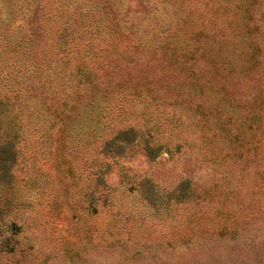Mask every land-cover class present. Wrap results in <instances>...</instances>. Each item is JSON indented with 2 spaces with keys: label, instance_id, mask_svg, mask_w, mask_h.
Returning <instances> with one entry per match:
<instances>
[{
  "label": "rangeland",
  "instance_id": "rangeland-1",
  "mask_svg": "<svg viewBox=\"0 0 264 264\" xmlns=\"http://www.w3.org/2000/svg\"><path fill=\"white\" fill-rule=\"evenodd\" d=\"M4 2L41 33L44 91L73 108L65 70L83 62L92 117L112 119L82 142L27 115L0 264H264V0ZM128 125L105 173L101 142Z\"/></svg>",
  "mask_w": 264,
  "mask_h": 264
},
{
  "label": "trees",
  "instance_id": "trees-1",
  "mask_svg": "<svg viewBox=\"0 0 264 264\" xmlns=\"http://www.w3.org/2000/svg\"><path fill=\"white\" fill-rule=\"evenodd\" d=\"M14 10L11 6H6L4 0H0V187L2 188H12L16 182L15 172L23 159V148L19 144V140L28 114L37 118V129L40 132L64 135L67 140L80 139L82 142L89 136L90 129L96 130V125L92 122H95L97 126L100 123L104 126L112 119V117L107 120L102 119L105 118V114L103 116L99 114L96 118L92 117L94 112L92 108L99 106L98 103L102 102L98 99L102 89L96 84L97 89L94 92L86 91V88L91 85L92 73H87V67L83 62L78 63L75 60L76 68L74 69L73 66L71 69L68 66L69 63L72 64L71 61L65 60L64 63L68 66L65 71L71 75L69 82L66 83L67 87H62L61 91L68 90L69 93H76L79 101L77 105L68 109L70 107L68 100L71 101L70 94L67 99V95L60 92L66 98L63 101L56 97L61 94L56 93L55 96H51L52 92L48 94L45 92V85L37 80V71L42 65L37 64L35 57V52L38 50L36 38L41 33L34 31L35 26L30 27L29 23L28 29L23 31L14 29L17 23ZM91 12L94 13L92 16L102 17L97 11L92 10ZM32 25H34L33 22ZM40 27L42 28V26ZM99 27L100 25L97 26V28ZM38 51L45 57L48 55L45 47L39 46ZM97 68L94 67L93 70ZM44 81L46 82V80ZM24 104L30 106L31 111H26ZM98 127L100 128V126ZM134 135H136L134 128L128 125L126 128L118 130L113 138H107L105 142H101L102 163L106 166L105 173L110 166L112 167V164L120 165V160L125 157L130 145L134 143L132 142ZM145 146L147 148L150 146L149 140L145 142ZM159 149L161 150V147ZM154 158L156 157L152 159ZM122 173L123 179H125L127 173L123 171ZM102 180L104 181V176ZM149 181V179H145L138 185L146 198L152 201L151 197L147 196L145 186L147 183L152 184Z\"/></svg>",
  "mask_w": 264,
  "mask_h": 264
}]
</instances>
